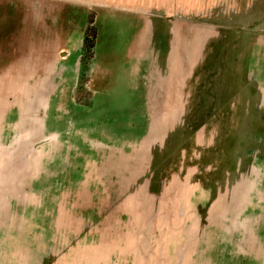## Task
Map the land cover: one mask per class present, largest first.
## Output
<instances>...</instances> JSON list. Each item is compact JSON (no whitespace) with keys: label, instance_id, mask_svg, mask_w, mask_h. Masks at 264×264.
Returning <instances> with one entry per match:
<instances>
[{"label":"rangeland","instance_id":"1","mask_svg":"<svg viewBox=\"0 0 264 264\" xmlns=\"http://www.w3.org/2000/svg\"><path fill=\"white\" fill-rule=\"evenodd\" d=\"M30 2L0 0V264H264V0Z\"/></svg>","mask_w":264,"mask_h":264},{"label":"trees","instance_id":"2","mask_svg":"<svg viewBox=\"0 0 264 264\" xmlns=\"http://www.w3.org/2000/svg\"><path fill=\"white\" fill-rule=\"evenodd\" d=\"M90 25L94 26V21L90 23ZM96 38H97V31L96 28L92 27V29L86 33V36L84 38V56H83V61L86 57V54H88V58L93 57V49L96 45ZM88 59V60H90Z\"/></svg>","mask_w":264,"mask_h":264},{"label":"crops","instance_id":"3","mask_svg":"<svg viewBox=\"0 0 264 264\" xmlns=\"http://www.w3.org/2000/svg\"><path fill=\"white\" fill-rule=\"evenodd\" d=\"M28 10L31 12H34V14L37 12L38 8H39V3L38 0H33V2H30V4H28Z\"/></svg>","mask_w":264,"mask_h":264}]
</instances>
